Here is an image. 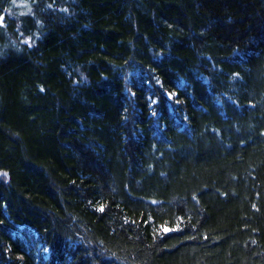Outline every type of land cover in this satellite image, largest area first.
Instances as JSON below:
<instances>
[{"label": "trees", "instance_id": "1", "mask_svg": "<svg viewBox=\"0 0 264 264\" xmlns=\"http://www.w3.org/2000/svg\"><path fill=\"white\" fill-rule=\"evenodd\" d=\"M0 264H264V0H0Z\"/></svg>", "mask_w": 264, "mask_h": 264}]
</instances>
